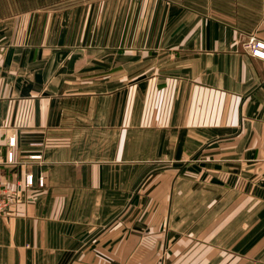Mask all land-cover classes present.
Segmentation results:
<instances>
[{
  "label": "crops",
  "instance_id": "1",
  "mask_svg": "<svg viewBox=\"0 0 264 264\" xmlns=\"http://www.w3.org/2000/svg\"><path fill=\"white\" fill-rule=\"evenodd\" d=\"M219 4L99 47L0 14V180L44 178L0 214V264H264V62L239 45L264 0Z\"/></svg>",
  "mask_w": 264,
  "mask_h": 264
},
{
  "label": "rangeland",
  "instance_id": "2",
  "mask_svg": "<svg viewBox=\"0 0 264 264\" xmlns=\"http://www.w3.org/2000/svg\"><path fill=\"white\" fill-rule=\"evenodd\" d=\"M207 0H0V14L9 17L23 14L22 20L28 24V15L38 13L37 24L39 33L48 31L51 24L42 14L53 12V32H79L86 35V44L120 46L125 41H112L109 34H125L126 32H151L158 28L157 22L160 8L169 3L204 4ZM215 6L221 0H213ZM41 14V15H40ZM0 16V17H1ZM26 16L27 18H24ZM42 17V18H41ZM96 36V40H91ZM108 41H107V40ZM135 47L142 41H134ZM137 187V186H135Z\"/></svg>",
  "mask_w": 264,
  "mask_h": 264
},
{
  "label": "built area",
  "instance_id": "3",
  "mask_svg": "<svg viewBox=\"0 0 264 264\" xmlns=\"http://www.w3.org/2000/svg\"><path fill=\"white\" fill-rule=\"evenodd\" d=\"M239 45L245 54L264 62V40L251 33L247 34L239 42ZM30 145L38 147L42 143L32 142ZM6 146L7 148L4 150V154H2L0 149V164H15L16 161L12 152V147L14 146L13 137L7 138ZM39 158L40 155L38 153H30L27 155L28 160H38ZM34 186L36 188H42L44 186V178L41 174L34 177L28 170L22 172L21 178H13L9 183L0 180V214L7 212L13 202L18 199L19 195H22L24 201L28 199L26 191Z\"/></svg>",
  "mask_w": 264,
  "mask_h": 264
}]
</instances>
